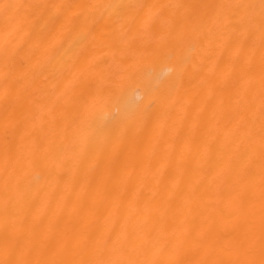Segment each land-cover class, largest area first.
<instances>
[{"label":"bare ground","instance_id":"6f19581e","mask_svg":"<svg viewBox=\"0 0 264 264\" xmlns=\"http://www.w3.org/2000/svg\"><path fill=\"white\" fill-rule=\"evenodd\" d=\"M0 264H264V0H0Z\"/></svg>","mask_w":264,"mask_h":264}]
</instances>
